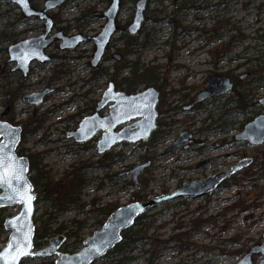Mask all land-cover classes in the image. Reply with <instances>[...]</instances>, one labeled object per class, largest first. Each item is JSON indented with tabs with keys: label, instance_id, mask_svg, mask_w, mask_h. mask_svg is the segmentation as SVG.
<instances>
[{
	"label": "rangeland",
	"instance_id": "374dc122",
	"mask_svg": "<svg viewBox=\"0 0 264 264\" xmlns=\"http://www.w3.org/2000/svg\"><path fill=\"white\" fill-rule=\"evenodd\" d=\"M30 1L42 8L45 0ZM194 1L190 12L182 13L171 0H147L145 21L138 33L139 40L144 42L139 56L133 51L125 54L121 43H113L105 54L99 67L119 68L135 62L149 70L154 68L156 81L147 86L159 91L158 118L152 141L121 142L98 154L96 140L101 131L85 143H76L68 136L83 116L93 112L90 108L110 80L92 72L89 61L93 43L61 50L59 40L54 39L45 49L50 60L33 61L23 76L19 70H13L15 62L8 61L6 49L16 41L37 36L43 23L25 18L15 4L0 0V112L8 108L3 120L21 128L16 151L21 150L27 158L36 155L40 159L43 170L52 177L49 189L65 186L66 171L71 164L85 167V176L90 178L82 188L79 205L62 212L44 200L42 189L34 190L35 227L51 230L60 224L65 227L60 234L68 247L64 250L61 246L58 251L70 253L76 244L81 240L83 244L85 238L101 227L103 218L97 211H91L94 208L105 203L126 205L133 202L137 191L144 200L169 194L192 181L227 171L244 160L249 163L213 191L196 198L168 201L144 213V218L150 220L145 233L148 241L143 249L120 255L119 249L113 248L92 264H234L251 246L262 241L264 143L253 146L235 141L234 136L247 122L264 114L258 103L264 96V39L259 31L264 29V0ZM135 2L120 0L119 32L131 23ZM108 3L109 0H67L49 12L54 31L94 36L104 19L93 13L104 11ZM85 11L93 20L81 27L76 19ZM118 36L119 33L112 39ZM216 74L230 78L231 91L191 105L196 94ZM125 75L127 69L122 73ZM144 88L141 86L138 91ZM44 89L49 93L38 105H29L21 99ZM238 92L253 104L246 115L239 112L243 102ZM186 106L189 107L185 109ZM99 113L107 115L108 110L104 108ZM120 128L121 125L115 130ZM182 133L189 134L185 143L191 147L166 151ZM228 152L231 154L227 155ZM147 161L149 166L138 175L135 185L129 170ZM18 210V206L0 208V249L8 237L3 220ZM71 219L83 220L84 224L77 238L67 239V232L76 229ZM56 235L59 234L53 236ZM148 250H158V257L150 260ZM55 258L28 257L20 264H52ZM259 258L260 255L254 256Z\"/></svg>",
	"mask_w": 264,
	"mask_h": 264
},
{
	"label": "water",
	"instance_id": "95a60500",
	"mask_svg": "<svg viewBox=\"0 0 264 264\" xmlns=\"http://www.w3.org/2000/svg\"><path fill=\"white\" fill-rule=\"evenodd\" d=\"M15 4L26 17H36L44 21V30L37 36L19 40L7 47L8 61L15 62L13 70H19L26 76L29 65L32 61L44 63L49 61V56L45 49L48 48L54 39L59 40L61 50H72L81 43L92 42L93 52L89 64L91 68L97 67L103 56L111 38L117 33V16L120 11V0H109L106 9L102 12H94L97 18H103L104 23L101 29L94 36L84 34L66 35L62 31L51 34L53 29V19L48 12L53 11L67 0H45L42 9H35L31 6L30 0H7ZM147 0H136L134 14L131 23L126 27V31L131 35L137 34L145 20L144 10ZM118 58V54L113 55ZM233 83L230 78L223 74H216L210 77L205 89L196 94L192 104L204 100L215 98L231 91ZM49 93L48 89L40 92H33L23 95L22 101L35 106L43 102V98ZM159 100V91L149 86L141 91L129 94L123 90L116 89L113 81H109L106 88L102 91L99 100L96 102L94 111L84 116L78 123L77 128L68 133L69 137L77 143H84L90 140L98 131H101L100 138L96 142L98 154H103L110 150L115 144L121 142L135 143L145 142L156 127L158 113L156 105ZM264 109V96L258 100ZM107 107V115L101 116L99 111ZM187 106L185 109H187ZM133 109H139L134 111ZM8 108L0 113L4 116ZM138 118L137 120H134ZM134 120V121H133ZM121 128L115 130L117 126ZM21 128L11 123L0 120V145H3L2 152L7 156H14L16 167H23L20 178L9 179L12 187L0 185V208L8 206H18L19 210L3 220V228L8 231L7 241L0 249V253H5L0 264L11 261L12 255H16L17 264L25 258H46L55 256L54 264H92L106 252L113 249L115 244L121 240L122 231L133 226L134 220L139 215L148 212L158 205L183 198H196L213 191L223 180L240 170L249 163V160L239 162L227 171L208 176L203 180L192 181L185 184L169 194L152 197L145 201H134L115 209L103 223L101 228L95 230L91 236L85 238L83 247L77 252L69 254L58 251L64 241L62 235L52 237L50 243L40 249H34L33 237L35 226L33 217L35 214V191L28 178L29 163L25 156L16 153L17 144L20 140ZM189 139V134L182 133L177 139L168 146L166 151L172 150L183 145ZM235 141H245L250 145L257 146L264 143V114H258L251 121L247 122L240 133L234 136ZM9 162L0 168L6 178L10 177ZM149 161L134 166L129 173L135 185L138 184V175L149 166ZM26 182V184H25ZM30 188L31 199L21 201V194L26 193ZM19 191H16V190ZM11 197V199L9 198ZM18 218V219H17ZM30 238L31 247L22 248V251H30L32 255L20 256L18 253L8 254L9 242L12 237ZM262 241L251 246L234 264H264V232L261 234ZM254 255H260L258 261L253 260Z\"/></svg>",
	"mask_w": 264,
	"mask_h": 264
},
{
	"label": "trees",
	"instance_id": "16d2710c",
	"mask_svg": "<svg viewBox=\"0 0 264 264\" xmlns=\"http://www.w3.org/2000/svg\"><path fill=\"white\" fill-rule=\"evenodd\" d=\"M179 9L180 12L183 10L185 13L190 12V10L193 8L194 0H171ZM34 6H36L35 3L32 2ZM87 14L84 16V14ZM183 13V12H182ZM173 14H175V10H173ZM93 20V17L88 12H83L80 17L76 19L78 24L81 27L86 26L88 23H90ZM180 27V24L177 25ZM120 26L118 25V33L119 36L116 39H112L107 47V51H109L111 45L113 43H121L123 45V49L125 51V54L131 53L133 51L136 56H139L140 49L143 47V43L139 40L138 34L136 35H130L126 31H121ZM236 30V29H235ZM262 31L260 34L261 39H264V29L259 30ZM233 36H231L229 39V43L231 42ZM127 69L128 75L122 76L123 71ZM112 70V71H111ZM93 73L96 74V77H108L110 80H112L115 83L116 88L125 90L128 93H134L137 91V89L141 86H147L149 83L156 81L157 76L155 75L154 68L151 70L147 68H143V66H139L135 62H129L128 65L125 67H119L116 66L113 67H104L100 66L96 68L95 70H92ZM257 79L259 76H256ZM256 79V80H257ZM255 87V86H253ZM252 88V85L251 87ZM246 96V95H245ZM242 93L238 92V97L241 99V102H243V105H241V109L239 112L243 114H247L246 111L249 106H252L249 102V100L246 99ZM232 110H237L238 108H234ZM155 131L152 133L151 137L148 141H152L155 137ZM18 154L23 155L21 150L17 151ZM40 159L36 157V155H30L28 156L29 161V173L32 175L29 176L30 181L33 184L34 190L36 189H42L43 192H45L44 200L48 201L50 205L55 208L57 211H66L72 207H76L80 203V194L82 191V188L87 185L90 178L85 176L86 168L83 166H78L77 164H71L70 169L66 171L67 174V183L62 189H49V186L52 182V177L47 174L42 168V165L39 161ZM44 189V190H43ZM41 193V192H40ZM143 197L138 194V191L133 194L132 201H143ZM81 207L84 206V204H80ZM116 203H105L101 207L94 208V210H91L93 212L97 211L98 215L103 218L101 222V226L103 222L106 220V218L113 212L115 209H117ZM149 220L150 217H145L144 214L139 215L135 221L134 225L127 230H124L121 233L122 239L119 243H117L114 248L119 249L120 255L129 254L135 250H141L146 245V242L148 241V238L145 236V233L147 231V228L149 227ZM72 224L76 225V229L74 231L70 230L66 234V238H70L72 236L77 238L78 230L81 228V226L84 224L83 220H77V219H71ZM65 230V227L63 224H60L57 226L54 230H51L50 228H46L43 226H37L35 227L34 232V238H33V244L34 248L38 249L41 248L49 243V239L55 235L60 234ZM82 240L79 242V244H76L74 246V249L70 251V253H73L77 251L80 247H82ZM68 245L66 242L62 244V248L65 250L67 249ZM147 251V250H146ZM149 251V250H148ZM151 253V259L158 257V250L149 251ZM108 253V252H107ZM53 264V263H52Z\"/></svg>",
	"mask_w": 264,
	"mask_h": 264
},
{
	"label": "snow or ice",
	"instance_id": "6c2138e0",
	"mask_svg": "<svg viewBox=\"0 0 264 264\" xmlns=\"http://www.w3.org/2000/svg\"><path fill=\"white\" fill-rule=\"evenodd\" d=\"M134 111H138L139 109H133ZM3 145H0V168L5 167L8 165L9 162L11 163V167L9 168L10 171V177L6 178L5 174L0 171V185H4L7 187H12L11 183H9V179H16L18 180L20 178V174L23 172V167H16L15 166V158L14 156H5L2 152ZM26 184V182H25ZM16 191H19L18 189ZM26 196L27 200H30L32 197L30 195V188L26 193L21 194V201L26 202L24 197ZM11 199V197H9ZM18 219V218H17ZM31 247V242L30 238L27 236L17 238V237H12L8 249H6V253L12 254V253H18L20 256H26V255H32L30 251H22V248H30ZM5 256V253H0V259H3ZM6 264H17V257L16 255H12L11 261H6Z\"/></svg>",
	"mask_w": 264,
	"mask_h": 264
},
{
	"label": "flooded vegetation",
	"instance_id": "af4514ba",
	"mask_svg": "<svg viewBox=\"0 0 264 264\" xmlns=\"http://www.w3.org/2000/svg\"><path fill=\"white\" fill-rule=\"evenodd\" d=\"M30 3H31V6H32L33 8H35V9H42V8H40V7H38V6H34V5L32 4L31 1H30ZM48 15H49V12H48ZM23 16H24V15H23ZM49 16H50V15H49ZM25 18H26V17H25ZM30 18H36V17H30ZM51 18H52V17H51ZM36 19H38V18H36ZM52 19H53V18H52ZM38 20H39V19H38ZM39 21L43 23V30H44V21H43V20H39ZM53 27H54V21H53ZM43 30H42L40 33H42ZM54 32H56V31H54V28H53L52 31H51V34L54 33ZM40 33H39V34H40ZM39 34H38V35H39ZM32 37H34V36H32ZM28 38H29V37H28ZM16 42H17V41H16ZM14 43H15V42H14ZM12 44H13V43H12ZM108 45H109V44H108ZM78 46H79V45H78ZM107 47H108V46H107ZM6 51H7V50H6ZM107 52H108V51H107V48H106V52H105V54H106ZM46 54H47V53H46ZM47 55H48V54H47ZM48 56H49V55H48ZM104 56H105V55H104ZM104 56H103V58H104ZM49 58H50V57H49ZM103 58H102V61H103ZM49 60H50V59H49ZM34 61H35V60H34ZM102 61H101V62H102ZM32 62H33V61H32ZM32 62H31V63H32ZM36 62H37V61H36ZM31 63H30V64H31ZM100 64H101V63H100ZM100 64H99V65H100ZM99 65H98L97 67L93 68V69L95 70L96 68L99 67ZM29 69H30V65H29ZM17 70H18V69H17ZM14 71H15V70H14ZM28 71H29V70H28ZM27 73H28V72H27ZM26 75H27V74H26ZM151 83H152V82H151ZM144 87L147 88V87H149V86H147V87L144 86ZM152 87H153V86H152ZM145 88H144V89H145ZM154 88H155V87H154ZM142 90H143V89H142ZM137 91H138V89H137ZM137 91H136V92H137ZM97 101H98V100H97ZM97 101H96V102H97ZM96 102H95L93 108H90V109H93V111H94V108H95ZM192 103H193V102H192ZM191 105H194V104H191ZM105 108H107V107H105ZM103 109H104V108H103ZM103 109H102V110H103ZM107 110H108V109H107ZM99 112H100V111H99ZM99 114H100V113H99ZM6 115H7V114H5L4 116H2L1 118H2V119L5 118ZM101 116H103V115H101ZM188 140H189V139H188ZM188 140H187V141H188ZM194 143H195V144H201V141H194ZM182 146H184V148L191 147L189 143H185V144H183ZM179 147H181V146H179Z\"/></svg>",
	"mask_w": 264,
	"mask_h": 264
},
{
	"label": "bare ground",
	"instance_id": "6f19581e",
	"mask_svg": "<svg viewBox=\"0 0 264 264\" xmlns=\"http://www.w3.org/2000/svg\"><path fill=\"white\" fill-rule=\"evenodd\" d=\"M231 154V152H228L227 155Z\"/></svg>",
	"mask_w": 264,
	"mask_h": 264
}]
</instances>
